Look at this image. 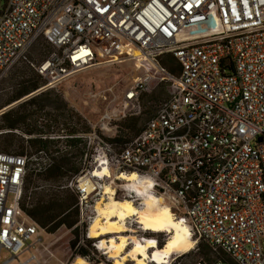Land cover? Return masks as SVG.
Masks as SVG:
<instances>
[{"label":"built area","instance_id":"1","mask_svg":"<svg viewBox=\"0 0 264 264\" xmlns=\"http://www.w3.org/2000/svg\"><path fill=\"white\" fill-rule=\"evenodd\" d=\"M40 39L52 51L33 62ZM166 56L177 61L176 74L162 66ZM145 61L166 75L156 86ZM126 62L141 76L121 108L106 111L98 124L86 120L89 133L66 138L84 139L88 148L97 142L94 162L112 174L152 179L155 195L212 255L223 252L231 264H264V0H0V83L26 64L42 79L34 92L41 94L80 73ZM163 85L167 98L136 137L116 148L110 141L116 122L141 116L143 96ZM30 160L0 151V264H44L38 247L50 234L22 207ZM87 174L92 170L63 187L77 192L81 223L92 194L80 187ZM127 226L128 234L158 247L168 239L136 220ZM88 229L76 249L91 251L88 243L105 256ZM94 256L91 251L85 260L95 263Z\"/></svg>","mask_w":264,"mask_h":264},{"label":"trees","instance_id":"2","mask_svg":"<svg viewBox=\"0 0 264 264\" xmlns=\"http://www.w3.org/2000/svg\"><path fill=\"white\" fill-rule=\"evenodd\" d=\"M161 64L171 74L177 73L173 69L177 65V61L172 56L164 57ZM42 84V79L36 73L26 80L24 79L19 90L7 100L5 105L0 106V111L34 93ZM145 98L148 96H143V99ZM58 100L59 98L54 92L42 93L41 96L31 98L1 114L0 140L2 139V141L0 142V151L8 154L25 155L24 146L19 152L12 150V142L18 138L17 133L20 131L22 133L20 140L27 144L30 149H35L37 153L51 152L50 167H41L37 161L33 164L29 163L22 207L34 222L46 229L50 235L55 234L61 227L73 229L75 238L70 242V246L75 250L80 241L78 227H76L80 223L79 196L74 190L63 187L73 177L85 174L84 160L85 156L88 155V146L87 142L81 138L52 139L48 134L51 128H55L57 134L65 131L67 136L89 133L90 129L82 124V118H78L77 124H82V126L77 129L71 125V117L69 119L63 117L65 122L61 123V115L52 118L50 114H46L48 108L57 112L66 109L60 106L56 107ZM32 108L35 110L33 111ZM34 115H37V119L32 122ZM119 126L121 132H124L123 130L128 132L129 138L124 142L121 141L122 136L110 140L111 143L115 144V147L117 142L128 143L140 133L142 127L136 117L127 118ZM27 204H29V208H26ZM200 242L199 252L207 261L219 259L230 262L227 254L220 252L217 255H212L211 246L204 241ZM78 255L86 258L90 255V251L81 247L78 250Z\"/></svg>","mask_w":264,"mask_h":264},{"label":"rangeland","instance_id":"3","mask_svg":"<svg viewBox=\"0 0 264 264\" xmlns=\"http://www.w3.org/2000/svg\"><path fill=\"white\" fill-rule=\"evenodd\" d=\"M51 51V47L47 45L43 39H40L39 42L34 46L30 54V59L33 62H39L46 58ZM34 73L35 72L31 69V67L27 66L26 64H20L16 66L11 71V73L0 83V106L5 105L7 100L19 90L21 82L24 79L26 80L31 77ZM139 76H141V70L138 71L135 65L131 62L115 64L113 66H105L98 69H91L86 72L80 73L79 75L64 83L58 91H50V93L54 92L59 98L56 107L60 106L65 107L66 109L57 112L52 108H48L46 110V114H50L52 118H54L56 115H61V123L65 122L63 120V117L68 119L69 117H71V125H76L75 128L82 126V124L86 125V120L91 121L93 124H98L101 120L102 115L106 111L121 108L124 93L129 87H131V85L134 83V80H136ZM160 80L161 77L157 75L156 81L154 82V86H156V84ZM33 94L34 93H31L30 95L22 98L21 100L16 102L17 104L14 103L13 105L2 109L0 111V115L3 114V112L17 107L21 103L31 98L41 96L42 93L34 95ZM167 96V85H163L159 89L155 90V92L151 96H148V98L143 99V114L141 116L136 117L139 119V125L143 126L148 121V119L153 116L160 103H162L167 98ZM32 110L34 111L35 108H32ZM78 118H82L83 120V123L81 125L77 124ZM36 119L37 115H34L32 117V122L36 121ZM48 122L51 123L50 120H48ZM121 122L122 121L116 122V124L118 125V132L116 138L118 136H122L121 141L124 142L129 137L128 132H126V130H123L124 132H121L122 130L119 126ZM17 135L18 138H16L12 142L13 151L19 152L21 150V147L24 146L25 155H27L28 158H31L30 164H33L37 161L39 163V166L44 167L50 162L49 158L51 157V152L37 153L35 149H30L27 144H24L20 140L22 136V133L20 131H18ZM48 136H50L52 139L59 138L64 140L67 137V133L65 131H61L60 134H57L56 129L51 128ZM1 141L2 139L0 140V142ZM123 145L124 144H122V142L116 143V147L118 148ZM99 149L100 147L95 141L88 148V157L84 160V167L86 169L93 170L97 167L94 162V157L98 155L97 153L99 152ZM113 174L114 177L117 176L115 172ZM83 179H89V175L87 174L83 176ZM109 181L110 180L107 179L103 180L102 182L98 180H93L94 184H96V187H98L99 192L96 191L90 195H87V212H83L82 216L84 220L81 223L80 217V223L76 226L78 227L77 231L80 236L81 234L85 235L87 233V228H89L95 217V205L100 200V193L102 191L99 188H103L105 184L110 183ZM112 185L116 189V197L118 199L129 198V196L134 197L135 200L138 198L137 194H131L130 192L126 191L124 188V184L121 181L115 180V178L113 180ZM136 204L139 205L140 201H136ZM74 238L75 234L73 232V229L69 230L66 227H61L55 234L49 235L47 238L44 237V245L42 247H38L40 249L38 259L44 264H73V262L77 258H82L85 260V258L78 255V249H76L77 247L75 248V250L71 248L70 242ZM160 238L164 243L166 237L161 236ZM200 243L201 242H196L194 249L190 252L184 255L175 256L170 264H194L195 262L200 260L207 261V259H205V257L201 255V252H199ZM203 245L205 244L203 243ZM262 245L264 249V240L262 241ZM88 247L91 248L90 250L95 255L94 257H92V259L96 261L95 263H91V261L89 262L86 260L88 263L99 264L101 263V261H103L108 264H113L110 260L109 262H107L108 258L98 253L93 248V246L89 245ZM6 257V254H4L2 260H4ZM22 258H25V256H23ZM127 264L133 263L130 262ZM223 264L231 263L224 262Z\"/></svg>","mask_w":264,"mask_h":264},{"label":"bare ground","instance_id":"4","mask_svg":"<svg viewBox=\"0 0 264 264\" xmlns=\"http://www.w3.org/2000/svg\"><path fill=\"white\" fill-rule=\"evenodd\" d=\"M188 37H194L189 35ZM146 67L164 79V75L151 61H145ZM89 179L80 182L81 189L88 193L98 191L93 180H110L100 193L95 205V217L89 226L90 239L100 241V250L113 264H170L175 256L184 255L194 249L196 242L191 238L188 225L177 219L170 207L161 197L155 195V183L150 178H141L136 173H120L113 176L109 167L99 165L92 170ZM86 178V177H85ZM121 181L126 191L137 194L134 197L118 199L113 180ZM99 192V191H98ZM140 201V204H136ZM128 219H135L144 230L150 233L167 234L168 239L162 247L151 238L141 239L128 234ZM151 259V260H147ZM73 264H90L77 258Z\"/></svg>","mask_w":264,"mask_h":264},{"label":"water","instance_id":"5","mask_svg":"<svg viewBox=\"0 0 264 264\" xmlns=\"http://www.w3.org/2000/svg\"><path fill=\"white\" fill-rule=\"evenodd\" d=\"M15 104H17V103H15ZM4 113V112H3Z\"/></svg>","mask_w":264,"mask_h":264}]
</instances>
